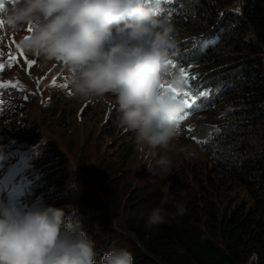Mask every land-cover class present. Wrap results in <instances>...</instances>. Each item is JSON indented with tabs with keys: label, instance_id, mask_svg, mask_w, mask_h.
I'll return each instance as SVG.
<instances>
[{
	"label": "trees",
	"instance_id": "trees-1",
	"mask_svg": "<svg viewBox=\"0 0 264 264\" xmlns=\"http://www.w3.org/2000/svg\"><path fill=\"white\" fill-rule=\"evenodd\" d=\"M175 14L171 24L178 31L209 32L218 41L193 65L202 78L201 86L216 99L207 111L208 120H218V128L205 147L207 180L202 175L193 184H186L176 178L172 184L176 187L151 192L124 184V169L101 166L95 173L79 165V171L93 176L109 197V206L123 216L133 237L125 249L133 254L134 264H251L253 256L256 264H264V0H187ZM180 45L177 50H181ZM3 107L11 121L6 125L15 131L20 110ZM112 130L107 135L115 138ZM30 133L20 130L19 135L27 142H36L38 137ZM119 153L113 152L111 157ZM105 160L102 158V163ZM37 161L32 166L41 175L37 191L57 190L58 186L61 200L76 198L83 207L76 224L93 241L95 221L103 229L108 227L107 239L119 238L110 219L100 220L101 201L84 193L86 179L66 172L65 157L57 159L47 150ZM152 164L155 160L150 161L153 168ZM231 197H237L239 203L235 199L234 205L224 206ZM178 202L185 206L183 216L175 215ZM154 208L165 211L164 224H148ZM92 209L98 218H86ZM101 258L97 253L96 260Z\"/></svg>",
	"mask_w": 264,
	"mask_h": 264
},
{
	"label": "clouds",
	"instance_id": "clouds-1",
	"mask_svg": "<svg viewBox=\"0 0 264 264\" xmlns=\"http://www.w3.org/2000/svg\"><path fill=\"white\" fill-rule=\"evenodd\" d=\"M0 20L10 31L32 28L22 33L20 46L41 66L61 64L74 98L91 103L114 97L117 126L127 135L133 132L141 150L167 152L178 140L175 121L185 105L161 89L167 78L165 63L178 47V32L158 19L154 8L145 7L144 0H0ZM172 83L183 87L178 77ZM76 114L71 136L83 137L86 117L83 113L77 119ZM113 116L105 123L104 117L100 127L113 129ZM201 121L197 119L194 126L207 131ZM113 143L112 139L108 146ZM154 158L162 172L171 167L167 156ZM81 207L56 203L50 194L42 196L41 205L31 207L0 200V264H97L94 241L76 224ZM175 208V215L186 212L182 203ZM164 223L165 211L152 209L148 224ZM99 264H134V256L127 249L114 248L102 255Z\"/></svg>",
	"mask_w": 264,
	"mask_h": 264
},
{
	"label": "rangeland",
	"instance_id": "rangeland-1",
	"mask_svg": "<svg viewBox=\"0 0 264 264\" xmlns=\"http://www.w3.org/2000/svg\"><path fill=\"white\" fill-rule=\"evenodd\" d=\"M9 1L14 2V0ZM186 1L187 0H173V2L169 3L167 2V0H159V2H157V0H144V3L145 7L155 9L158 19L172 20V6H182L186 3ZM233 10L237 11V8L234 7ZM188 38L189 40H194L195 35H190ZM262 57L264 59V54L262 55ZM29 84L30 78L25 75V87L29 86ZM6 96L7 95L5 94L1 96L4 102L7 100ZM53 100L55 102V107L53 109L45 110V114L42 118V123H39L40 125H37L36 123V117H39V119H41L39 116V112H33V115L30 118H15L17 119L16 127L17 129H27L26 131L31 132L30 134L32 136L38 137V140L35 143H39L38 149L40 152L42 149L43 153L47 152L48 150L50 155L58 159L63 149L65 148L66 152H68V155L63 153V156L68 161V164H65L66 172H73L71 174L77 173L80 177L85 178L88 185L83 187V190L85 191L84 193H87L89 195L93 194L97 196V198L101 201L103 207L102 209H100L101 212L98 213L101 215V218H99L100 220L104 221L105 219L103 218L110 219L112 221L114 229H116L119 233V238H117V240H114V238L107 239L109 234L108 227L103 229L101 225L95 221L91 228L94 229V233H96L94 243L96 246V252L100 253V255H103L105 252L111 251L114 248L125 249L129 246V241H132L133 237L128 234L121 213H115L109 206V197H105L102 187L95 184L94 178H92L93 176H87L85 173L79 171V165H83L86 170H91L95 173L99 172L101 166V169H104L107 166L108 168L114 167L118 170L124 169V184H130L133 188L137 189H143L144 187H146L147 190L151 192H156V190H159L160 188H169L173 183L177 182L176 178H178V183L185 180L186 182H184L186 184H193V182L197 180L196 178L202 177V175L204 179L207 180L209 172L208 168L204 167L203 160L196 152V148L195 146H193V144L188 142H180L178 140L174 142L169 151L165 152L163 149L159 148L148 149L147 147H145L143 150H141L135 143V134L133 132L125 137H116L114 139L113 136L107 135V132H110L112 129H105V127H100V123L101 125H103L104 117H114L113 114L115 110L110 109V107L112 106H109L108 100H106L104 103L101 102L98 105H94L93 108H87V110L84 112L86 118L84 120L85 124L83 125V127L85 128V134L83 137L79 134L71 136L70 128H75L77 125V121L74 115L76 106L71 102H65L63 99H61L60 96H55ZM81 102L83 101L81 100L80 104ZM3 106L8 105L3 104ZM11 106L15 108L20 107L16 103L12 104L10 100V107ZM21 120H24V122L26 121L27 124H24ZM9 123L11 124V121H9ZM99 132L101 133L100 136H98ZM114 134L116 135V132ZM202 134V131L196 134V139L198 140ZM22 136L23 135H20L19 137ZM45 138L49 139L51 143L47 144L44 141ZM112 139L114 143L108 146ZM189 141L194 142L195 140ZM10 142L11 141L5 143L10 144ZM7 144L5 146H7ZM14 146V143L10 144L11 148H13ZM117 147H121L119 153L120 155L116 156V158H119V156H121L120 159L111 157V154L113 152L119 151L114 149ZM33 148L36 147H31L28 150H31ZM22 149H25L24 144H22ZM145 154L148 156L151 155L155 162L157 161V159L154 157L157 156L160 158L161 156H167V158L171 162V167L165 173L162 172L158 167H156L155 164L154 166L152 164L154 171L149 172L148 163L150 162V160L144 156ZM102 158H106L103 163L101 161ZM58 164L60 165L59 160ZM171 187H176V185H172ZM39 190L40 192H42L41 188ZM192 190H196L194 186L192 187ZM57 191L59 195H61L58 186ZM239 192L241 191L238 190V194ZM121 197H123V195H121ZM75 199L76 198L64 197V200H62V202L64 205L77 204L81 207V203ZM235 199L236 202L239 203L237 197H231L230 200H226L224 202V206L234 205ZM45 206L52 207L51 203L49 202H45ZM95 210H90L91 212L89 214H86V218H98V216H96L98 214L95 213ZM81 214L82 207L81 213H79L75 217V220H77L78 216H81ZM89 221L87 222V228L90 227ZM109 243H111L110 247H108ZM256 262L257 259L255 256H253L250 259V263L256 264ZM97 264H99L98 261Z\"/></svg>",
	"mask_w": 264,
	"mask_h": 264
},
{
	"label": "snow or ice",
	"instance_id": "snow-or-ice-1",
	"mask_svg": "<svg viewBox=\"0 0 264 264\" xmlns=\"http://www.w3.org/2000/svg\"><path fill=\"white\" fill-rule=\"evenodd\" d=\"M157 2H159V0H157ZM167 2L171 3V2H173V0H167ZM3 25H4L3 21L0 20V27H2ZM27 30L29 32H31L32 28L29 26V28ZM16 48L18 50H20V54L23 55V51H22L21 46L19 44H16ZM18 60H19V58L17 56L9 55L8 65L0 63V72H2L7 66L15 65L16 63H18ZM25 63L27 64L28 68L31 69L32 66L36 63V61L27 60V58H25ZM168 63L172 64V66L174 68L177 67V65L173 64L171 61H169ZM189 68H190V66H189ZM178 70H179L182 82L187 84L188 87L183 92L179 91L174 86H168L166 89L165 85H161V89H162L163 93L170 95L173 99H179L182 97L183 98L182 102L187 106V108L189 110H191V109H193L194 106L197 105V102L202 97H208L210 93H209V91H204V90H199V89L194 88V81L196 80V76L194 74H190L189 69H187L183 66H180L178 68ZM39 82L40 81L38 80L37 83H39ZM18 84H19V82H17L16 84H13L12 82L0 83V89L10 88V87L16 88L18 86ZM53 84L55 85V80H53ZM62 87L67 88L68 86L65 84V85H62ZM69 94L71 95L72 93H69ZM25 98H27V97H25ZM175 123H176V121H175ZM193 139H195V138L193 137Z\"/></svg>",
	"mask_w": 264,
	"mask_h": 264
}]
</instances>
